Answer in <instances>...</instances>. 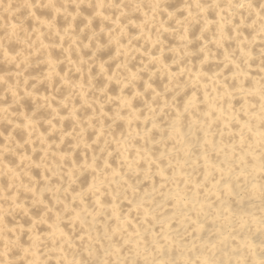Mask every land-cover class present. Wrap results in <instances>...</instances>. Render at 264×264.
I'll list each match as a JSON object with an SVG mask.
<instances>
[{"label": "clouds", "instance_id": "1", "mask_svg": "<svg viewBox=\"0 0 264 264\" xmlns=\"http://www.w3.org/2000/svg\"><path fill=\"white\" fill-rule=\"evenodd\" d=\"M168 3L0 0V264H264V0Z\"/></svg>", "mask_w": 264, "mask_h": 264}, {"label": "bare ground", "instance_id": "2", "mask_svg": "<svg viewBox=\"0 0 264 264\" xmlns=\"http://www.w3.org/2000/svg\"><path fill=\"white\" fill-rule=\"evenodd\" d=\"M166 7L169 9V11H173V15H174V16H175V15L177 14V12H179L182 8H183V10L185 11V15H187V11H188V9H187V8H184V7L182 6V0H169V3L166 5ZM83 11L85 12V14H87V15H91V12H90L89 10H87V9H83ZM38 14L41 15V16H48L49 18H50V16H51V13L48 12L47 10L40 11ZM204 14L207 15V13H204ZM178 15H179V16H183V13L180 12V13H178ZM210 18L214 19L215 17H214L213 14L210 13ZM137 19H138V17H137ZM82 24H83L82 21H81L80 23H78V25H77V29H79V27L82 26ZM26 25H27V27L29 28V30H31L32 22H31V21H27V22H26ZM58 25H59L60 27H63V26H64V22H63L62 19H59V20H58ZM96 26L98 27V25H96ZM186 27H187V34H188V36H189V39H192V40H193V44H192L191 48H192V50H193L194 52H197V53H198V49H199V47L201 46L200 41L197 39V37H198V35H199V32H200V25H198V24H196V23H192V24H190V25H187ZM133 31H134V30H133ZM249 35H250V34H249ZM165 38L167 39V37H165ZM85 39H86V37H85ZM102 42H104V41H102ZM175 44H176V41H174V40H170V39L168 40V46H169V47L175 46ZM17 48H18V46L15 45V44L10 45V51H12V52H15V51L17 50ZM53 55L56 56V57L59 59V58L62 56V53H61L60 51L54 50ZM85 55H86V56H87V55H91V53H85ZM112 55H114V49L108 48V49H106L105 51H103V52H101V53L99 54V58H100L101 60H108ZM218 55H219V54H218ZM165 59H166L167 62H171V60H172V56L169 55V56H167ZM199 59H201V56H200L199 54H197L196 56H194V57L192 58L193 63L195 64ZM36 65H37V62H34V66H33L32 68H30L29 71H28V73H26V74H27V75H31V76H37V75L42 74V73L46 70V66H45V65H38V66H36ZM114 66H115V62L109 63V64L107 65V67H108L110 70H111L112 68H114ZM132 66L135 67V63H134ZM197 67H198V63H197ZM219 67H220L219 65H208L207 68H206V71L211 72V71H213L214 69H217V70H218ZM14 70H15V69H14V66L0 65V72H12V71H14ZM60 70H61V71H64V66H63V65H61V69H60ZM93 74H95V70H94V73H93ZM105 78H106V77H105ZM163 79H164V77L161 76V80H163ZM32 83H35V81H30V84H32ZM95 83H96V86H97V87H103L105 82H104V80H103L102 77L99 78V76H98V79L95 81ZM162 83H163V82H161V81H159V80L154 81V86H156V87H158V88H162ZM111 86H112L111 83H109L108 87L110 88ZM49 90L51 91V89H48V87H47L46 85H43V84H42V85H40V87L37 89V92H38V93H41V92H42V93H44V94H48ZM109 91H110V93H111L112 95H116V94H118L119 89H118L115 85H113V86L109 89ZM63 94H64V92H63V89H62L59 93H57V96H58L59 98H62ZM178 101H179L180 103H182V102H183V97L178 98ZM23 103H24V110H25L26 112L31 113V112L35 111V106L31 103L30 100H25ZM135 106H136V107H142V104H141L139 101H137ZM109 110H110V109H109ZM16 118H17V117H16L15 115H13L12 119H16ZM21 118H22V117H21ZM37 118L47 119V113L44 112L43 110H41V111L37 112ZM61 123H63V121H61ZM41 127H42V131L47 132V128H46V127H44L43 125H42ZM64 127H65V130H69L70 127H71V121H65V123H64ZM114 127H115V125H114ZM0 130H3L4 133H5V135H7L8 131H9L10 129H9V126H7V125H3V126H0ZM121 130H122V125H118V126H117V131L119 132V131H121ZM123 131H124V132H127V131H128L127 124H125ZM15 135H16L17 139L22 143L23 140H24V136H23V134L20 133V132H17V133H15ZM92 138H93V137H92V134H89V140H91ZM51 139H55V137H50V140H51ZM62 150H65V151H71V149H70L69 146H68V143H66V144L63 146V149H62ZM81 156H83V153H81ZM34 158H37V159H38V158H39V153H37V154H36V157H34ZM75 158H76L78 161L81 159L79 152L76 153V157H75ZM8 159L11 161V163H12L13 165H15L16 161H15L14 158L9 157ZM17 159H18V161H19V157H17ZM113 165L115 166V160H113ZM29 175L32 176V173L29 172ZM33 175H34V176H33L32 178H33V181L35 182V177H36V178H39V176H40V178L43 179L45 173H44L43 170H41V171L39 172V170L34 169V170H33ZM3 183L6 185V184H7V181L5 180V181H3ZM74 183H75V185H76L78 188H86V187H87L88 189H94V186H95V185H94V179H93V177H92L91 175L88 176L87 174H85L84 176L81 175L78 179H76V180L74 181ZM145 186H146V185H145ZM86 190H87V189H86ZM129 195H131V193H130ZM94 199H95V197H94ZM99 200H100V202H101L100 207L102 208L103 205H104L105 197H104L103 195H100ZM85 206H87V205L85 204ZM121 208H124L125 210H127V203L125 202V203L122 204V205H116V206L112 209V212L114 213V215H115L116 218H119V216H120V214H121ZM42 211H43L42 209L34 208V209H32V215H33V216H36V217H39V216L42 214ZM9 222H10V223H14V221H12V220H10ZM23 223H24L25 225H27V224L30 223V221L27 220V218H25V220L23 221ZM65 227L67 228V225H65ZM41 230L44 231V230H46V228L42 227Z\"/></svg>", "mask_w": 264, "mask_h": 264}]
</instances>
